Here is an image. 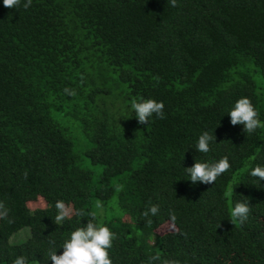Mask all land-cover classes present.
<instances>
[{"label":"trees","instance_id":"1","mask_svg":"<svg viewBox=\"0 0 264 264\" xmlns=\"http://www.w3.org/2000/svg\"><path fill=\"white\" fill-rule=\"evenodd\" d=\"M242 97L264 122V0H0V264H51L89 220L114 234L112 264H264V128L231 124ZM142 99L166 118L138 124ZM224 157L215 184L190 181ZM58 200L72 211L56 225Z\"/></svg>","mask_w":264,"mask_h":264},{"label":"clouds","instance_id":"2","mask_svg":"<svg viewBox=\"0 0 264 264\" xmlns=\"http://www.w3.org/2000/svg\"><path fill=\"white\" fill-rule=\"evenodd\" d=\"M167 3L172 7L177 6V0H167ZM4 7L8 9H19L23 7L27 10L32 5V0H3ZM65 94L75 96L74 90L65 89ZM132 108L135 111V117L138 124L149 125L150 119L155 115L158 119H165L164 113L165 105L163 102H157L152 99H142L140 102L133 101ZM230 121L233 126L243 125V131L245 134H253L257 129L264 128V122L258 118V113L255 110L251 100L247 97L240 98L234 105V107L228 113ZM216 140V136L213 137L208 131L203 132L198 139L195 146V150L201 154H206L210 151V144ZM231 165L227 157L222 158L215 163H197L195 162L192 167L185 168L190 177V181L195 184L197 182L204 185H213L217 177L226 173L230 169ZM250 175L254 178H258L260 181H264V167L257 165L254 167ZM231 187L225 192L226 198L231 203V197L233 195ZM245 198L243 201H236L234 207L230 209L231 223L243 224L248 220L250 215V205ZM148 207L143 213L146 223L151 224L150 216H156L159 212V205H153L149 202ZM57 209V215L55 216L54 223L59 225L62 221L71 215V207L66 206L65 202L58 200L55 205ZM84 215L83 211L80 212ZM8 210L5 205L0 202V217H7ZM171 219L174 221L175 216L172 215ZM11 222V221H10ZM114 234L106 226H99L89 220L84 227L77 228L72 232L69 240H66L62 246L63 253L57 255V252L50 248L48 251V257L51 264H112V260L109 258L107 249L112 247ZM51 243L54 244V241ZM153 260L158 257H152ZM13 264H28L25 257H17Z\"/></svg>","mask_w":264,"mask_h":264},{"label":"rangeland","instance_id":"3","mask_svg":"<svg viewBox=\"0 0 264 264\" xmlns=\"http://www.w3.org/2000/svg\"><path fill=\"white\" fill-rule=\"evenodd\" d=\"M172 230H174L173 227H172V225L166 223V224H163L162 226H160V227L158 228V230H156V232L162 234V233H164V232L172 231ZM26 233H27V232H25V231L19 233L16 237L13 238V240L16 241V240L24 239V238L27 236Z\"/></svg>","mask_w":264,"mask_h":264}]
</instances>
